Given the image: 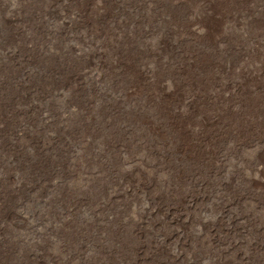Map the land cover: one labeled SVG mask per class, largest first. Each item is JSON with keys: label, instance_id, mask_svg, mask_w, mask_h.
<instances>
[{"label": "rangeland", "instance_id": "374dc122", "mask_svg": "<svg viewBox=\"0 0 264 264\" xmlns=\"http://www.w3.org/2000/svg\"><path fill=\"white\" fill-rule=\"evenodd\" d=\"M259 88L264 0H0V264H264Z\"/></svg>", "mask_w": 264, "mask_h": 264}, {"label": "bare ground", "instance_id": "6f19581e", "mask_svg": "<svg viewBox=\"0 0 264 264\" xmlns=\"http://www.w3.org/2000/svg\"><path fill=\"white\" fill-rule=\"evenodd\" d=\"M211 5H212L211 3H209V4L207 5V7L210 8V11H211V8H212ZM205 6H206V5H204V7H205ZM208 8H207V9H208ZM212 9H213V8H212ZM211 13H212V12H210V13L207 15V18L210 20V21H209L210 24L208 23L209 25H207V26H210V27H212V24L214 25V23H218V19H219V17H218V19H216V17L214 18V17L212 16ZM208 19H206V20H208ZM206 20H205V22L207 23L208 21H206ZM220 20H221V19H220ZM219 22H220V21H219ZM217 25H218V24H217ZM215 26H216V25H215ZM218 26H219V25H218ZM210 29H211V28H210ZM212 29H213V28H212ZM177 55H178V60H179V61H184V62L178 64V69H180V72H181V73H179V74H180V78H182V75H183V73H184L183 69L185 68V65H188L189 63H190V65H192V63H191L192 61H188V62H186V61L184 60V58H183V57H185V55H183V54H179V53H178ZM208 56H209V55H208ZM200 58H201V57H200ZM207 58H208V57H207ZM211 58H212V57H211ZM201 59H202V58H201ZM211 60H213V59H211ZM179 61H178V62H179ZM195 61H196V60H195ZM201 61H202V60H201ZM209 61H210V60H209ZM227 61H228V60H227ZM178 62H177V63H178ZM213 62L215 63V61H213ZM230 62H231V61H230ZM224 63H225V62H224ZM224 63H223V64H224ZM228 63H229V61H228ZM193 64H194V63H193ZM209 64H210V63H209ZM209 64H208V62H207V66H208ZM230 64H231V63H230ZM221 65H222V64H221ZM227 65H228V64H227ZM205 66H206V65H205ZM209 66H210V65H209ZM211 66H212V65H211ZM223 66H224V65H223ZM225 66H226V65H225ZM230 66H231V65H230ZM240 66H242V65H240ZM188 67H189V66H188ZM221 67H222V66H221ZM191 68H192V67H191ZM226 68L228 69L229 67L226 66ZM242 68H243V67H242ZM244 68H246V67L244 66ZM223 69H225V68H223ZM227 69H225V70H227ZM229 69H230V68H229ZM229 69H228V70H229ZM240 69H241V68H240ZM240 69H239V70H240ZM243 70H245V69H243ZM241 71H242V70H241ZM245 71H247V70H245ZM248 72H249V71H248ZM240 73H241V72H240ZM242 73H243V72H242ZM249 73H250V72H249ZM184 74H185V73H184ZM203 74H204V73H203ZM246 74H247V72H246ZM246 74L244 73V75H246ZM195 75H196V74H195ZM205 75H206V74H205ZM205 75H204V76H205ZM238 75H240V74L238 73ZM242 75H243V74H242ZM247 76H250V75H247ZM183 77H184V76H183ZM192 77H193V75H192ZM243 78H246V76L243 77ZM183 79H184V78H183ZM247 79L249 80L248 77H247ZM238 80H239V77H238ZM250 80H251V79H250ZM241 81H245V80H241V78H240V82H239V83H241ZM237 82H238V81H237ZM239 83H238V84H239ZM258 84H259V83H258ZM258 84H256V85H258ZM235 85H237V84H235ZM240 86L242 87L241 89H243V86H242V85H240ZM259 86H261V84H260ZM237 87H238V86H237ZM160 88H161V91H163L164 94H165V92H168V90L170 89V88L168 89V88L163 87V86H161ZM239 88H240V87H239ZM246 88H247V87H246ZM254 88H255V86H254ZM259 89H261V88H259ZM262 89H264V88H262ZM262 89H261V90H262ZM232 90H233V89H232ZM237 90H238V89H237ZM243 90H244V89H243ZM243 90H242V91H243ZM245 90H246V89H245ZM251 90H252V89H251ZM255 90H256V89H255ZM239 91H240V90H239ZM248 91H249V89L247 90L246 94L248 93ZM210 92H211V91H210ZM230 92H231V91H230ZM244 92H245V91H244ZM168 93H169V92H168ZM241 93H242V92H241ZM235 94H236V93H235ZM243 94H244V93H243ZM167 95H168V94H167ZM196 95H197V94H196ZM192 96H194V95H192ZM192 96H191V97H192ZM239 96H240V95H239ZM241 96H245V95H241ZM196 97H197V96H196ZM249 97H250V96H249ZM236 98H237V97H236ZM238 98H239V97H238ZM246 98H247V97H246ZM190 99H191V98H190ZM190 99H189V101H190ZM194 99H195V98H194ZM203 99H204V98H203ZM230 99H231V97H230ZM247 99H248V98H247ZM197 100H198V99H197ZM235 100H237V99H235ZM242 100H243V99H242ZM189 101H187V104H188V105L191 104ZM240 101H241V100H240ZM243 101H244V102H247L248 100H247V101L243 100ZM194 102L196 103L195 100H194ZM230 102H231V101H230ZM234 102H235V101H234ZM234 102H233V103H234ZM174 103H175V102H174ZM195 103H192V104H195ZM216 103H217V102H216ZM228 103H229V102H228ZM228 103H227V105H229ZM172 104H173V103H172ZM211 104H212V103H211ZM231 104H232V103H231ZM231 104H230V105H231ZM236 104H238V103H236ZM239 104H240V102H239ZM241 104H242V103H241ZM243 104L246 105V103H243ZM243 104H242V105H243ZM249 104H250V103H249ZM249 104H248V106H250ZM195 105H196V104H195ZM198 105H199V104H198ZM173 106H174V105H173ZM176 106H177V103H176ZM193 106H194V105H193ZM239 106H241V105H239ZM239 106H238V108H239ZM188 107H189V106H187V108H188ZM207 107H208V106H207ZM227 107H228V106H227ZM229 107H230V106H229ZM182 108H183V106H182ZM182 108H181V109L179 108V109L182 110ZM243 108H244V105H243ZM250 108H251V107H250ZM259 108H260V107H259ZM259 108H258V109H259ZM183 109H184V108H183ZM189 109H191V108H189ZM227 109H229V108H227ZM235 109L238 110L237 108H235ZM247 109H249V108H247ZM176 110H178V109H176ZM180 110H179V111H180ZM223 110H224V109H223ZM236 110H235V112H236ZM174 111H175V109H174ZM179 111H178V112H179ZM182 111H184V110H182ZM191 111L193 112L194 110H191ZM196 111H197V110H196ZM196 111H195V112H196ZM220 111H221V110H220ZM225 111H226V110H225ZM227 111H228V110H227ZM238 111H240V110H238ZM244 111H245V110H244ZM247 111H249V110H247ZM247 111H246V112H247ZM255 111H256V110H255ZM257 111L259 112V110H257ZM188 112H190V110H188ZM195 112H194V113H195ZM241 112H242V111H241ZM172 113H173V111H172ZM174 113H175V112H174ZM183 113H184V112H183ZM222 113H223V112L221 111V114H222ZM224 113H225V112H224ZM233 113H234V111H233ZM251 113H252V112H251ZM188 114H189V113H188ZM217 114H218V113H217ZM239 114H240V113H239ZM242 114H243V113H242ZM176 115H177V114H176ZM178 115H179V113H178ZM181 115L185 116L184 114H181ZM201 115H202V114H201ZM219 115H220V112H219ZM228 115H229V113H228ZM243 115H244V114H243ZM179 116H180V115H179ZM179 116H177V117H179ZM209 116H210V115H209ZM226 116H227V115H226ZM232 116H235V115H232ZM232 116H231V117H232ZM236 116H238V112H237V115H236ZM241 116H242V115H241ZM241 116H240V117H241ZM186 117H188V115H187ZM186 117H184V118H186ZM203 117H204V116H202V119H203ZM218 117H219V116H218ZM179 118H181V117H179ZM198 118H199V117H198ZM200 118H201V116H200ZM204 118H205V117H204ZM221 118H222V117H221ZM224 118H225V117H224ZM227 118H230V117L227 116ZM235 118H236V117H235ZM242 118H244V117H242ZM205 120H206V119H205ZM218 120H219V119H217L216 121L218 122ZM223 120H224V119H223ZM223 120H222V121H223ZM216 121H215L214 123H216ZM244 121H245V120H244ZM244 121H243V122H244ZM198 122H199V121H198ZM204 122L207 123V122H210V121H207V120H206V121H204ZM243 122H242V123H243ZM245 122H246V121H245ZM247 122H248V121H247ZM200 123H201V122H200ZM225 123H226V120H225ZM242 123H241V124H242ZM249 123H250V122H248V124H249ZM203 124H204V123H203ZM222 124H223V123H222ZM243 124H244V123H243ZM207 125H208V124H207ZM210 125L213 126L212 121H211ZM217 125H218V123H217ZM220 125H221V124H220ZM220 125H218V126L221 127ZM252 125H253V124H252ZM202 126H203V125H202ZM211 126H209V127H211ZM223 127H224V126H223ZM238 127H239V125H238ZM216 128H217V127H216ZM221 128H222V127H221ZM221 128H220V129H221ZM227 128H228V127H227ZM248 128H249V127H248ZM211 129H213V128H210V130H211ZM220 129H219V130H220ZM223 129H224V128H223ZM236 129H237V126H236ZM240 129L243 130V128H240ZM215 130H216V129H215ZM215 130H214V131H215ZM219 130H218V131H219ZM228 130H230V129H228ZM232 130L234 131V129H232ZM253 130H254V129H253ZM230 131H231V130H230ZM209 132H210V131H208V133H207L208 136H209V134H210ZM211 132H212V130H211ZM235 132H236V131H235ZM238 132H239V131H238ZM213 133H214V132H213ZM218 133H219V132H218ZM230 133H231V132H230ZM214 134H215V133H214ZM214 134L211 135L210 137H208V141H210V139H211V140H212V139L216 140V139H215L216 136H214ZM216 134H217V133H216ZM216 134H215V135H216ZM225 134H226V133H225ZM237 134H238V133H237ZM227 136H228V135H227ZM205 137H206V136H205ZM198 139H199V138H198ZM206 140H207V138H206ZM216 142H217V140H216ZM215 144H216V143H215ZM197 146H201V145H197ZM261 146H262V145H261ZM223 209H224V208H223Z\"/></svg>", "mask_w": 264, "mask_h": 264}]
</instances>
